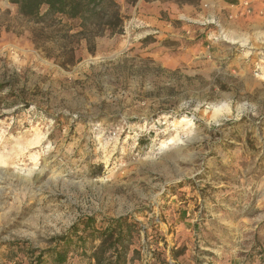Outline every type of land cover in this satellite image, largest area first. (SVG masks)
I'll return each instance as SVG.
<instances>
[{
  "label": "rangeland",
  "instance_id": "rangeland-1",
  "mask_svg": "<svg viewBox=\"0 0 264 264\" xmlns=\"http://www.w3.org/2000/svg\"><path fill=\"white\" fill-rule=\"evenodd\" d=\"M114 1L93 36L0 0V264H95L88 217L126 264H264V19Z\"/></svg>",
  "mask_w": 264,
  "mask_h": 264
},
{
  "label": "trees",
  "instance_id": "trees-1",
  "mask_svg": "<svg viewBox=\"0 0 264 264\" xmlns=\"http://www.w3.org/2000/svg\"><path fill=\"white\" fill-rule=\"evenodd\" d=\"M134 2L136 0H127ZM184 3H193L198 0H178ZM228 4H236L238 0H224ZM17 5L20 14L35 20L41 21L52 15H61L69 20L76 21L79 34H91L93 36L108 32L115 34L121 31L122 16L119 6L114 0H10ZM93 218L85 220L83 231L86 236H76L77 242L85 245L88 238L95 239L99 236V243L90 257L95 264H126L127 244L130 239V229L124 226L125 219H112L99 232L93 227ZM125 227V228H124ZM89 230V232L87 231ZM79 228H73L76 234ZM59 240L65 241L66 237L61 236ZM69 241V240H67ZM54 264H65L66 251L52 249L50 252ZM85 253V252H84ZM85 255V254H84ZM41 254L35 257L36 264H39Z\"/></svg>",
  "mask_w": 264,
  "mask_h": 264
},
{
  "label": "built area",
  "instance_id": "built-area-1",
  "mask_svg": "<svg viewBox=\"0 0 264 264\" xmlns=\"http://www.w3.org/2000/svg\"><path fill=\"white\" fill-rule=\"evenodd\" d=\"M234 8L241 9L245 14L256 15L264 19V0H238Z\"/></svg>",
  "mask_w": 264,
  "mask_h": 264
},
{
  "label": "crops",
  "instance_id": "crops-1",
  "mask_svg": "<svg viewBox=\"0 0 264 264\" xmlns=\"http://www.w3.org/2000/svg\"><path fill=\"white\" fill-rule=\"evenodd\" d=\"M218 3H219L220 6H225V5L230 6V5H231V4L229 5L228 3H226L224 0H218ZM209 11H210V10L207 9V12H209ZM207 12H206V13H207Z\"/></svg>",
  "mask_w": 264,
  "mask_h": 264
},
{
  "label": "bare ground",
  "instance_id": "bare-ground-1",
  "mask_svg": "<svg viewBox=\"0 0 264 264\" xmlns=\"http://www.w3.org/2000/svg\"><path fill=\"white\" fill-rule=\"evenodd\" d=\"M0 190H1V188H0Z\"/></svg>",
  "mask_w": 264,
  "mask_h": 264
}]
</instances>
